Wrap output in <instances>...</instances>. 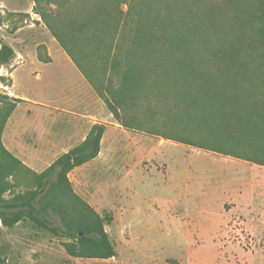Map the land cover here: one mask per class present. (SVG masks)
Here are the masks:
<instances>
[{"label": "trees", "instance_id": "16d2710c", "mask_svg": "<svg viewBox=\"0 0 264 264\" xmlns=\"http://www.w3.org/2000/svg\"><path fill=\"white\" fill-rule=\"evenodd\" d=\"M32 1L33 14L124 130L264 168V0ZM13 57L2 45L0 68ZM36 58L51 63L43 45ZM20 102L0 93V237L2 228L29 222L67 240L70 257L114 258L109 220L69 179L97 157L105 126H92L37 173L1 141Z\"/></svg>", "mask_w": 264, "mask_h": 264}, {"label": "rangeland", "instance_id": "374dc122", "mask_svg": "<svg viewBox=\"0 0 264 264\" xmlns=\"http://www.w3.org/2000/svg\"><path fill=\"white\" fill-rule=\"evenodd\" d=\"M32 7V0H0V47L7 45L14 51L10 63L0 68V76L13 70V91L18 96L63 105L74 98L76 74L80 73L50 34L48 39L54 42L47 45L51 63L37 61L36 48L43 45L48 53L44 44L48 39ZM36 74H41V82L35 80ZM27 110L25 105L18 106L13 120L30 125L38 133L48 132L65 117L49 110L31 109L30 114ZM143 135L126 133L120 138L122 148L133 151L129 140L138 141ZM146 137L149 139H143L138 149H152V160L162 169L154 167L151 171L142 165L131 183L97 194L102 210L98 214L109 220L104 229L115 248L114 258L70 257L62 247L67 240L20 222L2 228L0 253L4 264H264V168ZM133 157L122 155L120 165L129 167ZM213 160L229 165H215ZM231 164L238 171L229 177L241 183L247 180L245 203L234 209L220 205L213 193ZM77 193L90 195L93 191ZM52 221L59 225L56 217Z\"/></svg>", "mask_w": 264, "mask_h": 264}, {"label": "crops", "instance_id": "0c3cea01", "mask_svg": "<svg viewBox=\"0 0 264 264\" xmlns=\"http://www.w3.org/2000/svg\"><path fill=\"white\" fill-rule=\"evenodd\" d=\"M35 20L39 21V17H36ZM45 33H47L46 38L48 39V31ZM44 44L48 50V55L51 58L50 48L47 45L51 44L52 46L54 42L53 40L48 39V43L44 42ZM12 72L13 70L10 74H1L0 77H6V81L4 83V81L0 79V93L20 99L22 102L17 104L16 108L6 121L2 131L1 141L4 148L11 153V155L33 171L37 173L43 172L61 155L81 144L85 140L92 126L96 124L105 126V131L100 141V151L97 157L82 166L74 168L69 173V179L73 185L75 193L93 207L97 213L102 211L98 208V206L100 207L98 203L100 195L99 197L97 195L99 192L111 191L114 187L116 190H119L120 185L129 182L131 183V178L135 173L140 171L142 165H145V167H148L151 171L154 167L157 171L158 169H162L161 164H154V161L152 160V149H150L149 152L146 151L147 149H145L144 152L138 149V144L148 137L143 135L140 136L141 138L138 141H136V138L129 140L133 143V151H126L122 148V141L120 138L125 136L129 131L124 130L117 124L112 114L106 109L105 104L95 94L82 74H76L77 84L79 85L76 86L79 89L75 87L74 98L62 105L59 103L43 102L33 98L18 96L13 91L14 81ZM7 80L10 81V86H6ZM35 80L41 82L43 80L41 74H36ZM44 85L45 84H43V86ZM20 105L28 107V110L26 111L27 114L32 112L31 109L34 111L37 109L49 110L52 111L55 116L61 115L65 117H63L61 123L55 124V127L53 129L50 128L48 132L38 133L30 125H23L22 121L13 120L14 112ZM107 135H110V138H108L104 150L102 146L105 143ZM204 153L217 155L210 152ZM126 154L134 155L133 161L132 164L130 163V165H128L129 167H122L119 163V159L122 155ZM45 158L47 161L41 162V164L38 163L40 162L38 160H43ZM224 158L232 159L239 163H246L230 157ZM212 162L215 165H229L228 163L215 160ZM144 163H148L150 166ZM231 165L230 169L226 171L228 174L226 173L225 177L217 182L216 188L214 189L216 191H213V193L215 195L217 194V199L219 200L220 205L223 207L228 205L234 209L243 206L245 203V187L247 186V180L241 183V181L229 177L231 172L238 171L235 165ZM118 176L119 179H117ZM78 190H92L93 193L90 195L82 193V195H80V193H77ZM259 194L258 191L257 196H259Z\"/></svg>", "mask_w": 264, "mask_h": 264}]
</instances>
